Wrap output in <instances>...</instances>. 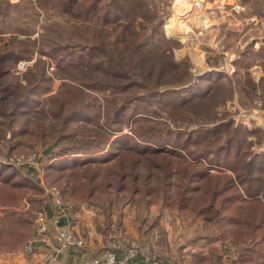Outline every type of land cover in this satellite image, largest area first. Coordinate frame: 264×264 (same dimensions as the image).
<instances>
[{"label": "rangeland", "instance_id": "obj_1", "mask_svg": "<svg viewBox=\"0 0 264 264\" xmlns=\"http://www.w3.org/2000/svg\"><path fill=\"white\" fill-rule=\"evenodd\" d=\"M257 3L254 7L260 10ZM132 5L136 22H129L126 28L134 37H126L124 50L127 53L119 56L126 57L128 65L125 71L114 72L115 67L96 66V60L89 64L91 53L98 52H94L96 46L110 51L119 35L117 26L100 23L102 16L89 24L86 18L76 20L68 12L59 11L57 2L43 4L44 10L35 0H0V54L13 58L6 64L8 75L3 74L0 79V163L26 170L27 167L18 166L11 159L34 152L42 157L40 169L33 175L34 187L21 192L23 198L16 210L24 212L22 202L28 200L33 202L37 216L42 201L49 198V191L54 188L60 190L68 204L77 208L85 204L90 208L97 206L103 214L112 200L117 206L126 200L146 206L147 185L128 178L133 170L132 153L125 148L118 151L113 148L115 141L125 135L142 136L151 131L164 134L170 130L193 133L232 121L234 130L241 126L242 151L264 154V130L245 126L244 116L251 115L254 109L260 111L259 96H255L248 76L245 80V86H250L248 94H233L234 80L226 77L227 67H222L227 65L223 62L215 66L225 78L210 84L201 77L213 65L193 64L189 58L185 63L186 57L175 58L174 51L176 47L181 49V44L171 41V35L176 28L185 33L188 16H201L193 0H137ZM75 10L79 8L75 6ZM142 41L150 42L138 49ZM257 48L255 50L253 45L246 48L243 53L247 62L238 64L242 69L251 66V76L257 61L264 72V43ZM122 50L120 48L119 52ZM20 62L29 63L28 68L20 70ZM115 74L123 76L124 80ZM210 85V91L202 95ZM236 100L244 108L241 112ZM253 129L259 131L254 134ZM231 135L232 132L228 136ZM168 147L174 150L171 144ZM115 151L119 158L109 163L103 161L105 157L110 159V153ZM199 151L201 149L192 148L186 155L188 161ZM52 159L56 160L52 162ZM95 159L103 160L98 163ZM263 162L264 159L255 166ZM141 167L142 172L147 168L146 165ZM107 169H113L118 175L108 173ZM122 178L130 186L129 194L118 193ZM110 183H114V191L107 192L106 185ZM179 184L181 181L176 178L172 196ZM94 185L100 190L88 199L90 187ZM132 187L140 191L132 194ZM159 204L158 201L154 205ZM236 204L226 209L227 212L223 211L227 207L213 211L211 221L234 215ZM227 221H219L217 228L221 235L233 231L232 222ZM261 236H264L262 231L253 238L256 244L251 245L257 250L252 263L256 259L260 263L264 257V241L258 243Z\"/></svg>", "mask_w": 264, "mask_h": 264}, {"label": "trees", "instance_id": "obj_2", "mask_svg": "<svg viewBox=\"0 0 264 264\" xmlns=\"http://www.w3.org/2000/svg\"><path fill=\"white\" fill-rule=\"evenodd\" d=\"M35 2L44 10L46 8L43 4L53 5L54 2H57L60 7L59 11L68 12L76 20L86 18L90 24L91 20L96 21L97 16H102L100 23L105 26H117L116 31L119 35L115 47L106 51L103 47L96 46L94 52H98L91 53L92 58L89 57V64L96 60L98 61L96 66L100 64L102 67H105L104 65L110 68L115 67L114 72L125 71L124 68L128 65L127 59L122 56L119 58V56L127 53L124 50L126 37H134V34L126 26L129 22L132 24L136 22L131 7L134 8L132 4H136L137 0H35ZM65 6L68 7V10L65 9ZM75 6L79 8L78 11L75 10ZM100 12L101 15H99ZM137 36L139 37V34ZM149 42H140L137 45L138 49L140 46L148 45ZM120 48L123 49L122 52H119ZM12 60V57L0 54V79L3 74L8 75L6 64ZM184 61L188 63L187 60ZM114 76L124 80L121 75L115 74ZM201 78L206 79L210 84H216L225 78V75L217 71H210ZM248 80L249 85L254 87L251 79ZM211 86L202 95L210 91ZM262 95L264 96V89ZM232 125V121L221 122L193 133L170 130L166 132L168 134L151 131L142 136L125 135L115 141L113 148L117 151L125 148L132 153L133 159L130 164L133 170L128 178L132 182L143 181L147 185L144 193V197L149 199L146 200L147 205L158 203L163 199L168 206H178L183 213L210 215L218 208L227 207L223 210L226 211L238 203L235 212H233L237 216L232 214L220 218H229L228 221L241 224L242 230L234 235H245L249 231L257 232V234L262 231L264 235V162L259 167L255 166L257 162L264 159V154H255L252 151L245 154L242 151L244 140L239 137L242 134L241 126L234 130ZM257 131L259 130L253 129L252 133L255 134ZM230 132L233 135L228 136ZM225 138L226 140H224ZM170 144L174 146V150L168 147ZM195 147L201 151L189 162L186 155L191 153L192 148ZM110 155L112 156L110 159L105 157L102 160L109 163L110 160L118 157V152H112ZM199 159L201 160L199 161ZM102 160L95 159L94 162L100 163ZM64 162L69 163L68 161ZM85 162L92 164V161ZM142 165L147 166L143 172L141 171L142 167L140 169ZM215 168L217 173H212ZM107 172L115 174L113 169L112 171L107 169ZM116 172L120 173V171ZM227 172H231V174ZM176 178L181 181V184L176 186L178 190L172 196L171 189L176 183ZM33 182L34 178L29 174L23 173L13 166L0 163L1 249L12 250L23 245L29 235L34 233L32 213L16 210L23 198L22 193L32 190ZM113 184L106 185L107 192L114 191ZM118 186V193L129 194L130 186L124 179ZM99 190L98 185L90 187L88 199L95 197ZM131 190L132 194L140 191L136 187H132ZM263 241L264 236H261L258 243L261 244ZM256 250L255 247H252L245 262L253 258V253L256 255ZM260 260V263L256 261L253 264H264V257H261Z\"/></svg>", "mask_w": 264, "mask_h": 264}, {"label": "crops", "instance_id": "obj_3", "mask_svg": "<svg viewBox=\"0 0 264 264\" xmlns=\"http://www.w3.org/2000/svg\"><path fill=\"white\" fill-rule=\"evenodd\" d=\"M206 2L215 7L207 6L205 10L198 11L201 16L198 14L188 16L187 25H184L185 33L176 28L174 35H171V41L175 40V43L181 44V49L176 47L174 51L175 58L186 57L187 61L189 58L193 64L199 65L210 63L213 66L209 67L208 72L219 71L220 68H216L215 65L223 62V65H227L222 67H227L226 77L234 80L232 93H247L250 86L248 88L245 86V80L248 76L254 84L255 96H259L260 99L264 89V72L258 65L260 62L253 63L252 76L249 75L251 66L242 69L238 64L247 62L243 53L246 48L253 45L255 50H258L257 47L260 48L264 43V20L260 19L261 16L264 17V0H206ZM255 2H258L260 10L254 7ZM246 73L248 75H245ZM236 101V107L241 112L244 108L238 100ZM262 113L254 109L251 115L244 116L247 121L244 125L264 130ZM25 167L27 169H21V172L31 177L39 171L33 166ZM113 201L108 203L105 214L97 206L90 208L85 204L77 208L71 203L72 207L59 215V224L81 234L86 240V248L61 250L54 242H51L50 246L36 243L35 253L31 258L33 263L85 264L87 256L101 255L109 234L117 231L121 238L129 242L118 249L117 264H235L231 260L230 248H234L232 250L238 253L239 264H253V258L246 262L245 260L253 247L251 244L255 243L253 238L257 232L249 231L245 235H234L242 228L241 224L232 222L230 225L233 231L221 235L217 228L219 221H226L229 218L211 221L212 214L183 213L178 206L170 207L163 199L159 200L160 206L138 205L139 203L128 200L117 206ZM22 207L25 212L32 213L35 221L33 202L25 200ZM38 213L44 214L50 220L58 215L52 197L49 196L42 201ZM33 229L34 233L29 235L25 244L12 250L0 248V264H28L24 248L35 239V223ZM134 247L137 251L130 255V250ZM44 253L52 255L50 262L44 261ZM254 256L256 255L253 253Z\"/></svg>", "mask_w": 264, "mask_h": 264}, {"label": "built area", "instance_id": "obj_4", "mask_svg": "<svg viewBox=\"0 0 264 264\" xmlns=\"http://www.w3.org/2000/svg\"><path fill=\"white\" fill-rule=\"evenodd\" d=\"M193 4L198 11L205 10L207 8L206 6H208V3L204 0H195ZM28 65L29 63L27 62H20L19 69L25 70L28 68ZM257 106L258 110L263 112L262 114L264 115V96H262L257 101ZM40 158L41 155L34 152L32 154L21 155L17 158H13L11 161L18 166L29 165L39 170ZM212 172H215V170H212ZM49 196L53 199L58 215H56L51 220L47 219L42 213H38L36 216L34 221L36 229L35 239L24 248V253L26 255L28 264H34L31 258L35 253L34 244L36 243L50 246V243L54 242L61 250L86 248V240L81 234L77 233L71 228L64 227L59 224V215H62L65 209H70L72 205L66 202L65 198L61 195L60 190L57 188L50 190ZM119 235L120 234L116 232L109 234L105 243L104 251L101 253V255L99 257L87 256L85 264H117L116 254L118 249L120 246L129 243L127 239L121 238ZM232 249L234 250V248ZM232 249L230 248L229 250L231 253V260L235 264H239V255L238 253L236 254ZM136 251V247H134L132 250H130L129 254L134 255ZM43 258L45 262H50L52 255L49 253H44Z\"/></svg>", "mask_w": 264, "mask_h": 264}, {"label": "water", "instance_id": "obj_5", "mask_svg": "<svg viewBox=\"0 0 264 264\" xmlns=\"http://www.w3.org/2000/svg\"><path fill=\"white\" fill-rule=\"evenodd\" d=\"M204 1H206V0H204Z\"/></svg>", "mask_w": 264, "mask_h": 264}]
</instances>
